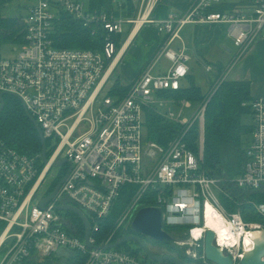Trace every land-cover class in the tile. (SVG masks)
I'll list each match as a JSON object with an SVG mask.
<instances>
[{"label": "built area", "instance_id": "2783aa9c", "mask_svg": "<svg viewBox=\"0 0 264 264\" xmlns=\"http://www.w3.org/2000/svg\"><path fill=\"white\" fill-rule=\"evenodd\" d=\"M226 1L193 0L184 13L172 12L165 19H157L154 11L160 0H141L136 17L91 9L81 0H34L27 14L20 17V30L14 37H7L0 26V93L19 97L39 123L45 139L50 140L49 162L43 168L38 166L37 157L0 140V264H23L34 253L45 258L60 247L85 255L84 264H160L147 258L139 245L133 248L135 251L101 248L113 243L118 229H130L143 207L161 208L163 229L175 238L173 246L182 249L190 264H210L205 253L208 231L214 232L213 244L231 257L232 264H241L261 245L256 234L264 233V201L237 199L222 178L203 169L206 107L227 80V73L194 111L192 101L162 94L180 90L190 74L191 56L186 47L173 46L176 40H182L185 26L227 25L228 35L239 49L236 57L264 32V0H244L247 4L233 10H212ZM115 3L123 9L122 2ZM63 13L80 22L92 36L101 34L102 48L58 47L55 24ZM140 19L139 29L155 24L168 39L128 92L113 96L108 84ZM124 24L132 27L118 48L115 35L122 36ZM4 42L13 45L10 57L1 54ZM163 58L169 66L155 73ZM250 106L252 131L245 145L243 171L232 185L240 193L264 198V97L254 98ZM146 108L180 127L167 147L147 140ZM196 124L198 152L184 141ZM64 158L72 163L69 177L42 209L39 202L46 195L38 199V192L52 165ZM125 185H134L137 191L115 231L98 244L95 235L101 229L100 220L111 213ZM147 193L155 194L154 204L142 203ZM224 198L238 209L231 211ZM64 203L81 208L92 219L89 242L93 247L84 237L68 231V220L56 209ZM243 204L260 220H245L239 209Z\"/></svg>", "mask_w": 264, "mask_h": 264}, {"label": "trees", "instance_id": "16d2710c", "mask_svg": "<svg viewBox=\"0 0 264 264\" xmlns=\"http://www.w3.org/2000/svg\"><path fill=\"white\" fill-rule=\"evenodd\" d=\"M8 0H0V26L7 32V37H14L15 33L20 30V18L7 17L3 15V9ZM115 1L119 0H90L89 7L99 11H105L109 14L125 17H136L137 9L134 0H120L123 3V9H119ZM244 0H227L221 5L214 6L212 10L224 11L233 10L242 5ZM54 39L58 47L63 48H81V49H99L104 45V39L100 35L92 36L90 31L86 29L80 22L72 17L61 14V18L55 24ZM118 48L121 47V35H115ZM189 85H183L178 91H165L164 96L175 99H189L195 104L203 102L206 98L192 74L187 76ZM129 90V85L123 83L120 77L114 81L109 94L113 96H123ZM254 99L251 94V81L243 80H225L212 95L209 100L205 112V147L203 169L210 175L222 178L226 188L232 194L241 200H254L264 198L254 193H240L233 185L232 180L241 174L245 162V145L248 142L252 131V109L250 102ZM5 106L0 111V140L12 146L23 154L37 157V163L40 168L44 167L40 155L42 153V142L38 130L33 122L26 114L22 102L12 96L5 95ZM250 119L246 122L245 119ZM144 125L146 130V138L149 141L167 147L170 142L180 133L179 126L165 119L162 115L150 108L145 109ZM199 127L194 125L184 136L187 146L198 152L199 145ZM47 146H50V140L47 139ZM62 173H60L51 188L46 193L50 194L56 185L62 180L68 171V165H64ZM137 187L134 185H125L121 195L116 201L111 213L104 219L100 220L101 229L96 233L98 244L106 240L116 229L117 221L123 211L130 204ZM46 195V196H47ZM154 193H147L142 203L145 205L154 204ZM225 205L231 210L238 209L233 202L223 199ZM245 220H260L258 215L250 214V207L241 205L239 207ZM64 217L70 224L68 231L73 232L80 237L85 235V226L83 221L73 212H63ZM90 218V217H89ZM91 223H93L90 218ZM94 224V223H93ZM133 232V231H132ZM131 233L123 228L118 229L112 237V242L120 240L125 234ZM160 246L173 247L172 243L158 242ZM123 249L127 251L133 250L127 247ZM135 251V250H133ZM172 254L171 252H168ZM174 255V254H173ZM180 258V257H179ZM67 264H84L86 257L82 253L77 252L73 258H65ZM183 259V258H181ZM185 262L186 260L183 259ZM190 264V262H186ZM23 264H43L37 260L34 253L26 258ZM174 264V263H160Z\"/></svg>", "mask_w": 264, "mask_h": 264}, {"label": "rangeland", "instance_id": "374dc122", "mask_svg": "<svg viewBox=\"0 0 264 264\" xmlns=\"http://www.w3.org/2000/svg\"><path fill=\"white\" fill-rule=\"evenodd\" d=\"M33 1L34 0H8L3 9V15L7 17L20 18L27 14L28 7L33 3ZM81 1L84 2L87 6L89 5V2H90V0H81ZM136 2H138V0H134V3ZM243 4H247V1H244ZM146 26H149V25L147 24ZM221 26L223 28L219 31L220 33L219 39L216 45L214 46V49L211 52L210 56L207 57L208 60L210 61L209 62L210 65L213 66V70L206 71V66L195 58H193L189 62V65L191 68L190 72L191 74H193L197 84L201 86L202 92L207 97L210 93H212L215 90L216 88L215 83L218 82L220 77L222 75H225L226 73L229 79L230 78H237V79L242 78V79L251 81V86L254 87L256 92L264 91V53L261 54L260 60H257L256 50H255V47L259 46L258 41L260 40V37L262 36V32L258 35L257 39L254 40V42H252V44L247 48L245 53H242V55L240 56L237 55V57H239L237 58L236 53L238 52L239 49H237L232 39L228 35L229 27L227 25H221ZM131 27H132V24H124V32L121 36V43H123L128 37ZM164 35L165 33L162 34V37ZM136 43L132 45L128 53L125 55V58L120 62L117 69L115 70L111 78V81L108 84L111 87L114 85V81L118 77L121 78L123 83L127 81L129 82L132 81L134 73L141 68L142 64L146 63L144 62L145 61L144 54L146 53V51L143 50L142 48H141L142 50H138ZM226 46L228 47L230 51L227 50ZM12 47L13 45L11 42L3 43L2 50H1V54L3 55V57L12 56L13 54L11 52ZM236 59H239V60L236 61ZM232 64H234V67L230 69ZM146 65L147 64H145L144 68L146 67ZM168 66H169V62L165 58H163L159 62L158 67L155 70V73L166 70ZM144 68L140 72H142ZM127 85H129V88H130L131 83ZM197 105L198 104H195L193 106L192 111H194L197 108ZM245 121L250 122V119L246 118ZM64 167L65 166L51 167V170L46 180L44 181L43 186L38 192V197H37L38 199H42L44 195H47L46 193L51 188L56 177L60 173H62L61 170H63ZM238 175L239 174H237V176ZM255 201L258 203L263 202L262 199H255ZM129 231L132 232L133 228L131 227ZM174 234L176 237H180V234L177 233L176 231L174 232ZM146 239H147L146 240L147 244L152 251L158 254H163V253L169 254L168 252H171L175 256L183 258L186 260V262H189L188 259L184 256L182 249H180L179 247L173 246L171 249H169L168 247L160 246L159 243H157L155 240H153L150 237H146ZM121 247H124V246H121ZM127 247L136 249L138 247V244L136 242H129ZM210 264H217V263H215L214 261H210Z\"/></svg>", "mask_w": 264, "mask_h": 264}, {"label": "water", "instance_id": "95a60500", "mask_svg": "<svg viewBox=\"0 0 264 264\" xmlns=\"http://www.w3.org/2000/svg\"><path fill=\"white\" fill-rule=\"evenodd\" d=\"M17 97V96H16ZM19 100L20 98L17 97ZM21 101V100H20ZM22 102V101H21ZM24 110L30 120L35 125L36 129L39 132L41 142H42V153L40 155L41 161L43 164H47L49 162L48 159V149H47V140L44 137L43 131L37 122V120L31 115L28 111L24 102H22ZM5 106L4 93H0V111ZM68 164L69 168L65 176L62 180L56 185L54 190L45 196L40 202L39 207L44 209L48 203H50L58 194L61 185L67 180L69 174L72 169V163L69 159L64 158L60 161L55 162L52 167H63ZM56 209L59 211H69L75 213L84 223L85 226V235L84 238L88 244V246L93 247L89 238L91 235V222L87 216V214L79 207L70 204L64 203L56 206ZM67 228H69L68 224H65ZM133 232L132 234H125L120 240L110 243L105 246H98L104 249H114L119 248L121 246L126 245L129 242H136L139 247L143 250L145 256L156 263H174V264H187L183 259L173 255V254H157L153 252L147 244L145 240L146 237H150L158 242H168L173 243L175 238L166 230L163 229V213L161 208L159 207H143L141 208L133 221L132 224ZM214 232L208 231L206 234V243H205V253L209 261H214L217 264H232V259L230 256L225 255L221 249L216 247L213 244L214 241ZM54 256L56 258H73L76 256V252L65 248L60 247L55 252ZM264 243L257 246L255 250L247 254L242 260L241 264H264Z\"/></svg>", "mask_w": 264, "mask_h": 264}, {"label": "crops", "instance_id": "0c3cea01", "mask_svg": "<svg viewBox=\"0 0 264 264\" xmlns=\"http://www.w3.org/2000/svg\"><path fill=\"white\" fill-rule=\"evenodd\" d=\"M192 1L193 0H161L160 3L155 8L154 17L157 19H165L172 12L182 14L189 7ZM135 7L137 9V14H138L140 7H141L140 0H138V2L135 3ZM148 25L149 26H144L141 29H139L135 34L133 33L132 38H130L128 44L124 47V51L122 53L123 55L120 61L117 63L115 70L117 69L120 62L125 58V55L128 53L129 49L136 42H137L136 46L138 50L143 49L146 51V53L144 54V58H145L144 62H146L145 64H148L151 60H153V58L155 57L157 52L160 50L162 45L165 44V42L168 39L167 34H165L162 37L163 33H160L158 31L157 26L155 24H148ZM222 28L223 27L221 25H217V24H212V25L210 24H201V25L189 24L185 26L181 32L182 40H176L173 46L176 49H180L183 46L186 47L188 51L187 53L191 56V60L193 58L197 59L198 61L202 62L206 66V71H212L213 66L210 65L209 63L210 61L208 60L207 57L210 56L211 52L213 51L214 46L216 45L219 39V35H220L219 31ZM258 45L259 46L255 47L256 58L257 60H260L261 54L264 53V32H262V36L260 37V40L258 41ZM226 48L228 51H230L227 46ZM145 64H142L143 67L141 66V68L134 73L132 81L130 82L127 81L125 83L127 84L132 83L141 73L140 71L144 68ZM227 80H243V79L242 78H239V79L230 78L229 79L227 76ZM183 85L185 86L189 85L187 79L183 82ZM251 94L254 98L264 97V91L256 92L254 87L252 86H251ZM194 105L195 103H193V106ZM2 256H3V252H1L0 261L2 259ZM37 260L43 264H67L68 263V261H66L65 258H56L54 254L51 256L45 257V258H40L37 256Z\"/></svg>", "mask_w": 264, "mask_h": 264}, {"label": "bare ground", "instance_id": "6f19581e", "mask_svg": "<svg viewBox=\"0 0 264 264\" xmlns=\"http://www.w3.org/2000/svg\"><path fill=\"white\" fill-rule=\"evenodd\" d=\"M142 21H143V19H140V21L138 22V25H137L136 29H135L134 32H133L134 34L139 30ZM133 33L131 34V37H129V40H130V38H132ZM129 40L127 41V44H128V42H129ZM127 44H126V45H127ZM256 238H257V241H258V242H261V244H263V242H264V233H258V234H256Z\"/></svg>", "mask_w": 264, "mask_h": 264}, {"label": "flooded vegetation", "instance_id": "af4514ba", "mask_svg": "<svg viewBox=\"0 0 264 264\" xmlns=\"http://www.w3.org/2000/svg\"><path fill=\"white\" fill-rule=\"evenodd\" d=\"M66 165H68V164H66ZM69 166V165H68ZM132 233H134V232H131V233H129V234H132ZM145 240H147L146 238H145ZM154 252V251H153ZM156 253V252H155ZM158 254V253H157Z\"/></svg>", "mask_w": 264, "mask_h": 264}]
</instances>
